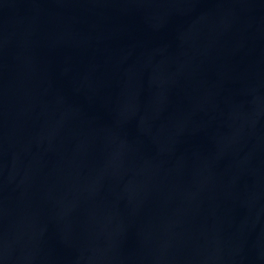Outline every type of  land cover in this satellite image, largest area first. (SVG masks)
<instances>
[{
  "label": "water",
  "instance_id": "1",
  "mask_svg": "<svg viewBox=\"0 0 264 264\" xmlns=\"http://www.w3.org/2000/svg\"><path fill=\"white\" fill-rule=\"evenodd\" d=\"M0 264H264V0H0Z\"/></svg>",
  "mask_w": 264,
  "mask_h": 264
}]
</instances>
